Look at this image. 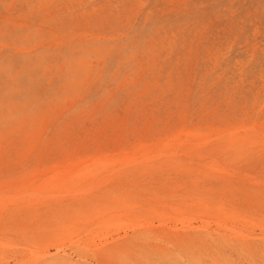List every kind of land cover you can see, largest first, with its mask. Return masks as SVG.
Masks as SVG:
<instances>
[{
  "label": "rangeland",
  "instance_id": "374dc122",
  "mask_svg": "<svg viewBox=\"0 0 264 264\" xmlns=\"http://www.w3.org/2000/svg\"><path fill=\"white\" fill-rule=\"evenodd\" d=\"M262 223L264 0H0V264H264Z\"/></svg>",
  "mask_w": 264,
  "mask_h": 264
},
{
  "label": "bare ground",
  "instance_id": "6f19581e",
  "mask_svg": "<svg viewBox=\"0 0 264 264\" xmlns=\"http://www.w3.org/2000/svg\"><path fill=\"white\" fill-rule=\"evenodd\" d=\"M240 141V140H239ZM250 140H248V142H249ZM247 142V143H248ZM252 143H253V140H252ZM259 143V142H258ZM249 144H251V142L249 143ZM254 145H255V143H254ZM68 177V176H67ZM38 186V185H37ZM11 194V193H10ZM263 228H264V225H263V223L262 224H260ZM5 246H3V248H4ZM6 249V248H5Z\"/></svg>",
  "mask_w": 264,
  "mask_h": 264
}]
</instances>
